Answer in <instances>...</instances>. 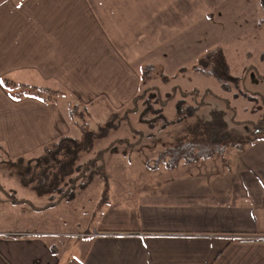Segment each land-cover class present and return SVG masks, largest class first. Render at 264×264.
Listing matches in <instances>:
<instances>
[{
  "label": "crops",
  "instance_id": "obj_1",
  "mask_svg": "<svg viewBox=\"0 0 264 264\" xmlns=\"http://www.w3.org/2000/svg\"><path fill=\"white\" fill-rule=\"evenodd\" d=\"M197 8L195 0H0V150L32 158L62 137L79 138L61 93L16 96L19 84L54 82L85 103L103 94L112 104L134 100L143 68L158 70L160 61L145 59L150 50L165 54L179 40L188 52L195 25L210 28L212 9L201 17ZM232 161H184L156 175L151 191L116 202L54 198L0 167V203L28 213L0 215V264H264V144L245 163ZM65 205L81 212L62 219ZM53 208L63 210L45 213Z\"/></svg>",
  "mask_w": 264,
  "mask_h": 264
},
{
  "label": "rangeland",
  "instance_id": "obj_2",
  "mask_svg": "<svg viewBox=\"0 0 264 264\" xmlns=\"http://www.w3.org/2000/svg\"><path fill=\"white\" fill-rule=\"evenodd\" d=\"M195 2L201 17L203 8L212 9L214 18L210 16L213 20L207 22L210 28L204 31L202 25L201 28L195 25L196 42L187 48L188 52L180 50L179 40L176 50L167 45L163 49L165 54L150 50L145 59L149 62L160 61L158 66L154 64L158 70L151 66L143 68L145 77L138 88L143 87V90L136 101L132 98L131 101L112 104L103 94L98 101L85 103L79 99V94L67 91L70 88L39 80L64 91L58 100L73 124V135L82 136L81 124L99 133L101 127L106 128L102 134L98 133L93 147L80 156V163L85 161L89 164L92 161L89 158L99 155H103L102 160L89 166H79L78 162L73 166V181L77 186H84L78 187L74 196L89 195L94 200L110 198L106 201L116 202L115 199H133L146 193V190L151 191L153 188L149 185L156 182V175L171 174L175 167L185 164L182 160L175 166H169L167 162L170 156L164 152L174 144L177 135L185 133L184 126L210 120L215 112L222 113L225 129L235 136L249 137L259 133L242 147H229L223 154H218L226 164L232 165V158L245 163L252 150L264 144V8L260 0ZM201 17L197 16L196 24L200 23ZM218 48H223L227 53L236 78L230 88H226L215 75L194 68L201 57ZM30 94L33 96V93ZM168 95H171L170 99ZM163 102L166 104L162 108ZM179 102H183L184 106L178 105ZM76 105H79L78 108ZM179 108L185 115L183 120H178ZM74 110L78 115H73ZM79 110L85 111L84 118ZM160 112L164 117L160 116ZM60 158L64 160L70 156ZM10 160L0 150V167L5 168L11 163ZM13 161L19 163L17 159ZM57 169H51V173ZM61 186L65 187L63 184ZM0 194L3 192L0 191ZM18 208L19 205L11 202L0 203V215L18 214L19 219L28 215L27 212L18 211ZM60 208L45 213L63 210ZM64 208L70 213L64 210L62 219L75 217L81 212L71 210L70 205ZM38 212L35 215L44 217V212Z\"/></svg>",
  "mask_w": 264,
  "mask_h": 264
},
{
  "label": "trees",
  "instance_id": "obj_3",
  "mask_svg": "<svg viewBox=\"0 0 264 264\" xmlns=\"http://www.w3.org/2000/svg\"><path fill=\"white\" fill-rule=\"evenodd\" d=\"M260 2L264 8V0H260ZM195 69L215 75L226 88H230V84L233 83V80H236L227 53L223 48L215 49L201 57L195 65ZM6 84L9 87L17 85L16 82L8 79ZM19 86L21 90L16 96L31 95L30 93H33L44 100H55L57 95L63 93L49 87H39L24 83L19 84ZM138 98L137 96L134 101ZM168 98L170 99L171 95H168ZM165 104L166 102H163L162 108ZM178 105L184 106L183 102H179ZM76 107L78 108V106ZM179 111L180 114L178 116L180 118L178 120H183L185 115L181 112V108H179ZM160 113V116L164 117V114ZM79 114H81L82 118L86 116L85 111H80ZM73 115H78V113L74 110ZM262 126H260V129ZM80 128L82 136L79 138L62 137L46 147L43 153L37 157H19L17 158V161L19 160L17 164H15V161L10 160L9 166L13 174L19 177L21 183L32 185L41 194L49 193L54 198L58 195L59 199H73L75 197L74 191L78 187H84L77 186V183L73 181L75 179V177L71 176L74 172L73 166L77 162L79 166H89L103 158V155H99L97 158H89L92 160L89 164H86L85 161L80 163L81 154L88 152L93 147L94 140L99 133V131L90 130L85 124H81ZM185 128V133L177 135L174 144L164 151L165 155L168 154L170 156V160L167 162L169 166H175L182 160L193 162L202 158L223 154L229 147H242L259 134L255 133L249 137L235 136L225 129L223 116L220 112H215L210 120L189 124L184 126ZM105 129L101 127L99 134H102ZM60 156H70V158L63 160ZM56 167L58 169L51 173V169H55ZM51 176L52 178L49 180ZM67 177L69 178L66 182L65 179ZM48 181L50 182L48 183ZM61 184L65 185V187H62Z\"/></svg>",
  "mask_w": 264,
  "mask_h": 264
}]
</instances>
